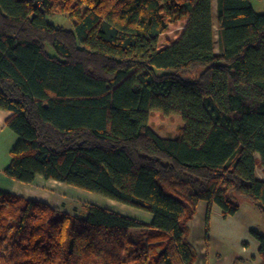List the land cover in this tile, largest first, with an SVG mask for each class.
<instances>
[{"label":"trees","instance_id":"1","mask_svg":"<svg viewBox=\"0 0 264 264\" xmlns=\"http://www.w3.org/2000/svg\"><path fill=\"white\" fill-rule=\"evenodd\" d=\"M215 1L218 53L212 0H0V108L18 136L4 173L152 214L0 190V264H194L199 201L207 247L212 206L227 217L246 199L264 216V13ZM251 234L264 264V234Z\"/></svg>","mask_w":264,"mask_h":264},{"label":"rangeland","instance_id":"2","mask_svg":"<svg viewBox=\"0 0 264 264\" xmlns=\"http://www.w3.org/2000/svg\"><path fill=\"white\" fill-rule=\"evenodd\" d=\"M253 8L257 12L264 13V0H250ZM212 11H213V29H214V50L216 53L219 52L218 44V35H217V26H216V1L212 0ZM48 20L54 22L56 25H64L71 27L72 23L67 18V15L64 13H55L54 16H48ZM183 28V21H178L174 24H171L164 34L161 37L162 41H165L168 38H176ZM198 71H189L185 74L186 77H194L197 75ZM257 174L263 176L262 168L257 167ZM64 184V183H63ZM58 202L61 200L63 205H66L68 210L72 211L73 207L78 208L80 211L84 208L86 203H95L103 207L111 208L122 214L130 215L133 217L139 218L141 213L135 212L143 211L132 206L119 203L117 201L111 200L100 194L86 191L68 184H64L58 190ZM113 201V203H109ZM240 209L235 215H230L224 217L221 214L220 208L214 206L213 211L210 214L209 218V234L214 238V247L217 251L222 252L223 255H230L234 252H240L242 246L245 242H253V235L251 230H257L258 232L264 234V216H262L259 211L248 202L246 199H240ZM119 205H123V209ZM60 207V206H59ZM56 208V207H54ZM56 209H59L58 207ZM146 212V211H144ZM196 218V216H195ZM204 226V219H203ZM202 226L199 231L202 230ZM194 227L192 231L194 233ZM149 235L146 229L131 231V236L134 239L139 240L140 242L145 243L146 237ZM162 237L158 238L155 242L157 248H161L162 244L159 242ZM158 250V249H156Z\"/></svg>","mask_w":264,"mask_h":264},{"label":"crops","instance_id":"3","mask_svg":"<svg viewBox=\"0 0 264 264\" xmlns=\"http://www.w3.org/2000/svg\"><path fill=\"white\" fill-rule=\"evenodd\" d=\"M9 115V111L0 108V190L21 195L27 199L46 202L52 207H58L61 210L70 211L66 205L62 204L63 202L61 200H59V202L57 201L59 198L57 190L64 186L65 183L63 184L62 182L53 179H44L42 176H37L31 184H25L8 177L4 173V169L9 164L11 159V148L18 139L17 134L5 124V120ZM257 176L261 179H264V174L263 176H259L257 174ZM214 206H212L211 212L213 211ZM207 207L208 204L206 201H199L192 219H190L188 222L190 227V241L194 245L197 252V258L194 264H234L236 259H241L243 264H261L262 259L258 253L259 242L256 238L253 239V242H245L240 252L236 251L230 255H223L222 252L216 250L217 248L215 249L214 238L212 235H210L209 246H206L205 218ZM135 212L141 213L139 219L142 221L146 223L151 222V213L138 210ZM201 226L203 228L199 231ZM193 227L195 229L194 233L192 231Z\"/></svg>","mask_w":264,"mask_h":264},{"label":"bare ground","instance_id":"4","mask_svg":"<svg viewBox=\"0 0 264 264\" xmlns=\"http://www.w3.org/2000/svg\"><path fill=\"white\" fill-rule=\"evenodd\" d=\"M109 203H113V201H111V202H109ZM119 207H120V208H118V209L124 210V209H123V207H124L123 205H119Z\"/></svg>","mask_w":264,"mask_h":264}]
</instances>
